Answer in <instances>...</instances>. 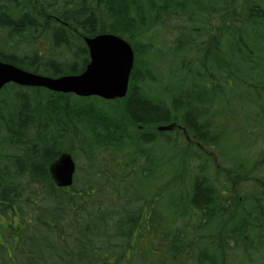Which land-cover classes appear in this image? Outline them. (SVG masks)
Masks as SVG:
<instances>
[{
    "label": "trees",
    "instance_id": "16d2710c",
    "mask_svg": "<svg viewBox=\"0 0 264 264\" xmlns=\"http://www.w3.org/2000/svg\"><path fill=\"white\" fill-rule=\"evenodd\" d=\"M103 33L134 51L123 98L0 91V264H225L227 247L260 264L264 0H0V61L30 72H81Z\"/></svg>",
    "mask_w": 264,
    "mask_h": 264
},
{
    "label": "water",
    "instance_id": "95a60500",
    "mask_svg": "<svg viewBox=\"0 0 264 264\" xmlns=\"http://www.w3.org/2000/svg\"><path fill=\"white\" fill-rule=\"evenodd\" d=\"M84 43L89 61L78 74L52 77L0 61V90L7 83H14L80 97L97 96L105 100L123 98L127 93L134 61L131 45L123 38L109 33L84 37ZM48 171L57 187L71 186L75 172L71 154H60L50 164Z\"/></svg>",
    "mask_w": 264,
    "mask_h": 264
},
{
    "label": "rangeland",
    "instance_id": "374dc122",
    "mask_svg": "<svg viewBox=\"0 0 264 264\" xmlns=\"http://www.w3.org/2000/svg\"><path fill=\"white\" fill-rule=\"evenodd\" d=\"M227 10L229 11V8H227ZM246 9H244L243 7H240L239 9V13H245ZM218 22L219 26H222L223 24L220 21H216ZM217 25V23H216ZM169 32V30H168ZM170 35V33H168ZM171 40V39H170ZM162 62L164 63L165 61L162 60ZM160 61H158L157 65H159ZM166 70V63L161 65V72H165ZM157 75V80L154 82L155 84H153V87L155 86L157 89L156 90H162V87H165V85H167V89L170 88V85L172 84L171 82H166L165 81V75L161 73V76H159L158 73H156ZM167 83V84H166ZM155 89V88H154ZM104 102V101H102ZM171 132V136L174 137V139H176V142H178L179 145L182 146L183 142H186L191 145V147L200 150L201 147L198 146V144L196 142H194V138H192V135L190 133H188L186 131V129L180 125V123L178 124V127H173V130L170 131ZM179 149H176V151H178ZM179 152V151H178ZM209 157H211L212 159H214V156L211 155V152H207L206 153ZM213 154V151H212ZM217 157V156H216ZM223 170V169H220ZM227 172V171H226ZM228 173V172H227ZM4 220H0V243L1 242H5L4 239V231L2 230L1 226L5 225ZM16 236L13 237V239H15ZM132 242H134V239H132ZM222 256L224 259V263L225 264H251L250 260L251 257H247L249 262L243 261L242 259L246 260V255L244 256L243 253L240 251L238 252L237 249L234 248H225L224 251H222ZM258 263L260 264H264V260H262L260 258V260L258 261ZM253 264L254 261H253Z\"/></svg>",
    "mask_w": 264,
    "mask_h": 264
},
{
    "label": "bare ground",
    "instance_id": "6f19581e",
    "mask_svg": "<svg viewBox=\"0 0 264 264\" xmlns=\"http://www.w3.org/2000/svg\"><path fill=\"white\" fill-rule=\"evenodd\" d=\"M52 163V162H51ZM50 166V165H49ZM49 166H48V168H49Z\"/></svg>",
    "mask_w": 264,
    "mask_h": 264
}]
</instances>
